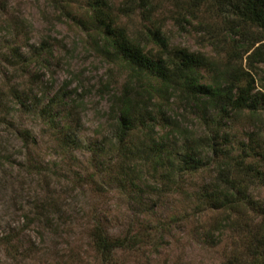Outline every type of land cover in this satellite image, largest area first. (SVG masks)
Segmentation results:
<instances>
[{
	"label": "rangeland",
	"instance_id": "1",
	"mask_svg": "<svg viewBox=\"0 0 264 264\" xmlns=\"http://www.w3.org/2000/svg\"><path fill=\"white\" fill-rule=\"evenodd\" d=\"M152 1V17L163 25L171 47L202 53L219 69L227 63L241 77L253 78L261 102L256 112L230 120L227 145L234 156L241 153L264 173V62L248 58L258 47L264 52V40L257 41L261 30L215 2L192 16L180 0ZM66 5L0 0V264H100L89 236L96 223L112 234L129 228L152 234L157 247L146 242L136 251L117 250L122 264H218L235 248L243 253L249 231L264 221L251 211V206H264V176L255 175L247 188L251 205H245L240 227L232 224L236 216L231 214L215 245L204 239L203 230L221 215L196 208V195L216 173L210 152L202 168L184 174L179 190H162L144 162L133 173L136 184L122 183L109 110L129 70L80 23L87 19L85 1ZM118 23L131 33L149 24L137 10L120 15ZM164 110L190 139L209 134L191 105L177 103ZM152 133L171 140L166 128ZM67 134L79 146L65 143ZM141 138L134 133L135 144ZM46 203L39 221L26 219V214L34 219L37 207ZM49 222L58 225L55 233ZM260 231L264 235V224ZM8 236L13 246L3 244Z\"/></svg>",
	"mask_w": 264,
	"mask_h": 264
},
{
	"label": "trees",
	"instance_id": "2",
	"mask_svg": "<svg viewBox=\"0 0 264 264\" xmlns=\"http://www.w3.org/2000/svg\"><path fill=\"white\" fill-rule=\"evenodd\" d=\"M51 1L57 5L65 2L68 9L71 0ZM83 1L87 19H82L80 23L96 34L103 50L111 53L129 70L121 92L110 99L109 110L113 152L120 170L123 169L120 171L124 177L121 182L136 184L133 173L137 172L138 163L144 162L156 181L161 183L162 190L168 187L179 190L183 187L181 179L184 174L190 175L202 168L205 165L203 157L210 152L216 173L210 186L196 195V208L215 210L221 215L203 230L204 239L212 245L218 244L221 241L218 237L228 226L231 214L236 216L232 224L240 227L243 209L252 199L247 195V188L253 183L255 175L264 176L257 164L246 162L241 153L234 156L227 145L232 139L227 130L230 120L244 111L256 112L261 102L258 91H254L253 78L241 77L227 63L219 69L202 53L171 47L163 25L152 17L155 11L152 0H122L118 4L112 0ZM180 1V7L192 16L204 4L215 2L228 7L243 24L258 27L262 33L257 41L264 40V0ZM136 10L149 24L143 23L131 33L118 23L119 16L131 15ZM39 47L45 49L47 46L42 43ZM248 58L253 62H264V52L258 47ZM243 74L249 75L244 71ZM242 80L245 82L242 83ZM177 103H186L196 109L208 126L209 134L190 139L182 133L180 124L164 110L167 105ZM155 128L168 129L173 140L167 135H153ZM135 132L142 134L138 144L133 141ZM181 134L184 135L183 140H179ZM64 138L65 143L79 146L73 136L67 134ZM153 188L158 190L157 186ZM48 205H39L34 219L27 214L26 219L39 221ZM251 211L254 217H264L262 205L251 206ZM263 222L255 225V231H249L243 253H238L235 248L232 257L218 264H264V235L260 234ZM49 225L55 233L58 225L53 222ZM215 232H218L217 235H214ZM89 236L100 264H122L117 250L136 251L146 242H152L153 247H157L152 234L138 228L112 234L103 223H96L91 227ZM3 240L7 247L13 246L11 237H4Z\"/></svg>",
	"mask_w": 264,
	"mask_h": 264
}]
</instances>
